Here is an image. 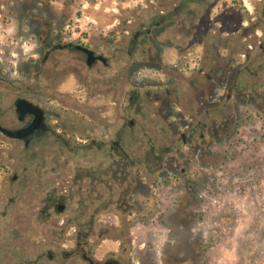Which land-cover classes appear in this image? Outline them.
Here are the masks:
<instances>
[{"label":"rangeland","instance_id":"1","mask_svg":"<svg viewBox=\"0 0 264 264\" xmlns=\"http://www.w3.org/2000/svg\"><path fill=\"white\" fill-rule=\"evenodd\" d=\"M139 22L152 28L147 53L139 48L129 54L126 48ZM61 31L75 32L77 39L110 57L111 66L85 70L71 60L73 54L56 51L36 86L47 88L49 82L48 92L58 95L78 90L81 105L98 107L99 126L111 125L114 134L120 130L123 147L132 156L143 155L141 186L133 164L126 176L115 172L109 178L100 172L98 186L103 195L105 184L111 191H129L126 200L137 206L138 200L146 201L145 223L122 232L128 246L134 242L131 252L146 243L145 258L135 264H264V56L258 48L264 45V0H0L4 125L17 124L14 102L35 86L34 73L45 50L60 41ZM111 42L125 52L114 58ZM203 47L211 57L214 52L222 57L227 108L222 130L215 132L212 123L204 131L205 146L197 145L202 155H193L195 144L180 142L188 130L186 110L154 103L146 92L178 77L185 82L187 61ZM54 63L63 69L47 81ZM90 89L95 97L86 101ZM123 104L131 109H120ZM130 120L134 123L124 131ZM82 123L85 127L89 119ZM60 148L41 144L33 157L23 142L0 134V264H78L79 258L70 256L77 245L91 252L92 225L85 219L90 207L75 199L81 173L76 170L91 168L90 151L75 155L76 149L67 147L63 153ZM98 162L100 171L120 168L101 150ZM55 202L65 203L66 209L57 212ZM104 204H99L101 220L114 211L110 205L103 209ZM119 207L127 217L124 204ZM101 220L100 232L110 231L113 225Z\"/></svg>","mask_w":264,"mask_h":264},{"label":"flooded vegetation","instance_id":"2","mask_svg":"<svg viewBox=\"0 0 264 264\" xmlns=\"http://www.w3.org/2000/svg\"><path fill=\"white\" fill-rule=\"evenodd\" d=\"M59 33L61 35L60 41L53 42L51 46L45 50L41 68L34 73L36 75L33 78V80L36 81L35 86L28 88V94L26 96L18 95L14 102L17 124L11 127L6 126L2 123L0 116V134L13 140L23 142L33 157L36 156V149L38 146L45 143L61 145L62 148L60 149L63 153L65 149L67 150V147L76 149L75 155H78L81 150L90 151V158L92 161L90 165L91 168L89 170H83V168H78V170H76V172L79 171L81 173L77 179V183L79 184L75 185L78 192L75 199L78 203L80 202L86 205L87 208L90 207V215L88 216V213H86L85 219L89 217V224L92 225V249L89 254L83 253L81 252L83 246L77 245L79 249L76 247L77 249H75L70 256L78 257L80 260L78 264H135L137 259L145 258L146 243L142 242L143 246L139 243L137 247H133V252H131L132 243L134 244V242L130 239L132 242H130L128 246L124 242L122 232L124 229L125 232L130 230L128 227L136 222L139 224L145 223L144 219L147 214L146 201L143 200V202H139L138 200L137 206L126 200L129 191H111L109 186L105 184L106 191L104 193H106V195H103V192L98 189V186L100 182V172H103L102 176L105 175L109 178H113L115 172H122L123 176H126L132 164L134 167L138 165L135 171H138V175L141 178L139 181L141 186V182L144 183L143 179L146 177V169L141 166H145L144 163L141 164V161H144L141 160L143 155L138 154L137 156H132V154L123 147L120 130L117 134H114V129L111 125L107 124L105 130L100 127L98 107L91 104H86V106L81 105L78 99H76L78 90L74 89L71 92L70 90H64V92L58 95L54 92H48L50 87L49 82L46 85L47 88L39 89L36 86L42 76V69L44 70L46 68L47 61L50 60L52 54L56 51L73 54L74 57H71V60L76 63V66L80 64L83 65L82 67L85 70H96L99 64L103 67H110L112 60L110 57L97 53L89 44L77 39V37L74 36L75 32L67 34L61 31ZM150 34H152V28L147 27L143 22H139L137 24V31L130 38L129 45L126 48L129 54H133V51L139 48L142 54H146L149 44L147 42V37ZM110 46L113 47L114 58L117 57V52H125V48L115 47V42H111ZM85 47L93 50L98 57L92 66L87 64L89 54L84 49ZM258 48L259 52L264 56V45L260 44ZM245 55L247 60L251 58L250 52ZM190 59L191 61H187L188 76L185 82L179 79V77L170 81V83L160 82L155 85V90H148L146 93L153 98L154 103L164 105L166 102H169L170 106H176V109L182 112L186 110V118L188 121L186 128L188 130L181 133L180 142L184 145L192 142L195 144V147L192 149V154L202 155L201 152H198L199 148H197V145L202 144V146H205L204 131L206 129L210 130L212 123H216V125H214L215 132L220 129L222 130V111L225 112L227 108V103L222 99V84L224 83L222 74H220L222 70V57L216 52H214L211 57L209 49L203 47L200 53L191 56ZM163 67L168 70L165 65ZM48 69L50 72L46 73L48 75H46L47 81L53 79V75L56 71H60L63 68L61 65L54 63L52 66L48 67ZM182 70L183 69H181V71ZM110 82L111 87L114 88V74L111 75ZM235 85V82L229 85L227 91V97L229 99L233 97L232 86ZM112 88H110V90H112ZM71 93H75V95ZM70 95L75 96V98L69 99L68 97ZM86 96V101H92L95 97L91 89L89 92H86ZM128 97L131 98L130 96ZM89 107L90 110H88ZM107 108H113V106L107 105ZM119 108L122 110H129L131 109V105L127 104V106H125V104H123L119 105ZM88 112L90 114H88ZM85 118L89 119V123L83 127L82 121ZM133 123L134 121L130 120L128 125H124L125 128L124 126L121 128H124V131L126 128L130 129ZM19 130H23L21 137L10 136L8 134L9 132ZM100 150L106 159H111L113 161V166L116 163L120 168L116 170L108 168L105 171H100L98 162ZM87 154L88 153L85 155ZM137 157L139 164L136 163ZM72 158H74V154L70 157V159ZM87 180H89V182ZM122 181L125 182V179H122ZM83 182H87L88 184H83ZM101 183H103V181H101ZM104 200H106L107 205L114 207V211L113 213L111 212L113 216L110 214L108 217L101 220V217H99V204ZM122 204H124V208L127 210L124 213L128 215L127 217L122 216L120 212L121 208L119 206ZM107 205L104 204L102 208L107 210L109 208ZM52 207L55 208L57 212L62 213L66 209V204L55 202V205ZM100 220L104 223L112 224L111 230L105 233L100 232ZM116 225H118L119 228ZM115 243H118V247L114 246Z\"/></svg>","mask_w":264,"mask_h":264},{"label":"water","instance_id":"3","mask_svg":"<svg viewBox=\"0 0 264 264\" xmlns=\"http://www.w3.org/2000/svg\"><path fill=\"white\" fill-rule=\"evenodd\" d=\"M87 52H88V54H89V56H88V60H87V64L89 65V66H92L93 65V63L96 61V59L98 58L97 57V55L95 54V52L93 51V50H90V49H88V48H84ZM23 132V130H19V131H13V132H9L8 134L10 135V136H15V137H21V133Z\"/></svg>","mask_w":264,"mask_h":264}]
</instances>
